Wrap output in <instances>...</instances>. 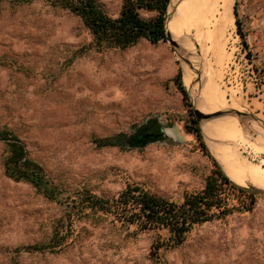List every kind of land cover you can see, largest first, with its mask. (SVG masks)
Masks as SVG:
<instances>
[{"label": "rangeland", "instance_id": "obj_1", "mask_svg": "<svg viewBox=\"0 0 264 264\" xmlns=\"http://www.w3.org/2000/svg\"><path fill=\"white\" fill-rule=\"evenodd\" d=\"M123 1L99 0L111 18ZM186 1L194 17L196 1ZM213 7L206 25L177 23L174 38L187 34L178 56L171 47L175 76L163 80L145 67L153 49L146 39L97 54L73 14L47 0H0V131L16 134L62 191L50 201L30 183L8 178V147L0 140V264H156L157 233L136 234L100 214L69 215L68 206L83 193L112 198L129 184L179 203L205 187L213 164L191 133L196 117L173 81L180 69L192 105L209 117L199 126L212 122L209 129L222 135L210 144L202 128L212 154L232 181L238 172L249 182L238 184L264 190V0H232L246 45L237 26L224 22L222 3ZM150 120L162 139L129 149L96 143L133 136ZM263 202L261 195L253 212L195 228L183 245L162 250V261L264 264V211L257 213ZM58 240L54 250H24Z\"/></svg>", "mask_w": 264, "mask_h": 264}, {"label": "trees", "instance_id": "obj_2", "mask_svg": "<svg viewBox=\"0 0 264 264\" xmlns=\"http://www.w3.org/2000/svg\"><path fill=\"white\" fill-rule=\"evenodd\" d=\"M51 6L67 11L78 17L92 37V47L97 54L111 50L125 51L146 39L152 45L168 41L166 13L171 0H124L118 18H111L99 0H47ZM141 12L154 14L144 18ZM236 15L238 33L241 23ZM183 100L193 114L190 95L183 81L181 69L173 80ZM191 133L195 134L204 156L210 159L213 170L200 191L186 192L181 203L151 193L143 186L129 184L112 198L83 193L68 206L69 215L73 210L80 215L100 214L112 218L128 228H135L136 234L154 232L158 240L151 248V257L156 264H164L162 250L183 245L188 235L197 227L208 222L226 220L234 214L251 213L264 192L254 187L238 185L226 174L220 162L211 153L197 120H193ZM164 136L157 120H150L138 132L129 136L119 135L98 139L99 148H134L158 141ZM0 140L8 147L4 161L5 175L16 182H27L50 201H59L62 191L51 181L44 168L30 157V152L16 134L0 131ZM162 232L166 233L162 237ZM62 242L48 246H30L26 252L54 250Z\"/></svg>", "mask_w": 264, "mask_h": 264}, {"label": "bare ground", "instance_id": "obj_3", "mask_svg": "<svg viewBox=\"0 0 264 264\" xmlns=\"http://www.w3.org/2000/svg\"><path fill=\"white\" fill-rule=\"evenodd\" d=\"M196 1V6L198 4L197 7L195 6V8H198L196 10L197 13H195V16L193 17L192 16V10L189 11L190 7L188 6L187 4V1L186 0H171V4H170V7H169V13L171 15L168 23H167V28L168 30L172 33L173 37H175V33H174V29H175V26L177 25V23H181L182 26L184 25H190L193 21H196V24H199V22H201L202 24L201 25H206V23H208V20L209 17L211 15H213V13L215 12L214 11V7H213V2H215V4H219V3H222V7H221V14H222V17H223V20L224 22H229V21H232L231 23L235 25V18H234V14L232 13L231 9L232 7H230V5L232 4V0H195ZM212 4V5H211ZM211 6V7H210ZM215 6V5H214ZM217 8V6H216ZM218 9V8H217ZM216 9V10H217ZM220 13V12H219ZM216 14V13H215ZM220 14V15H221ZM219 15V16H220ZM214 16V15H213ZM218 19V18H217ZM222 19V18H221ZM215 20V19H214ZM211 24V23H210ZM218 24V23H217ZM222 24V23H221ZM180 25V24H179ZM181 26V25H180ZM226 26V25H225ZM178 27V26H177ZM187 27V26H186ZM203 27V26H202ZM210 27V26H209ZM208 27V28H209ZM228 27V26H227ZM180 28V27H179ZM188 28V27H187ZM186 28V29H187ZM206 28V27H204ZM206 28V29H208ZM229 28V27H228ZM233 28V26H232ZM210 29V28H209ZM217 29V28H215ZM188 30V29H187ZM224 30V29H223ZM222 30V32H223ZM226 30V29H225ZM204 31V30H202ZM221 32V31H220ZM226 32V31H225ZM224 32V33H225ZM204 33V32H203ZM202 33V34H203ZM210 34V33H209ZM221 34V33H220ZM177 35V34H176ZM208 35V34H207ZM224 35V34H223ZM199 36V35H198ZM209 36V35H208ZM225 36V35H224ZM207 37V36H206ZM221 38V37H220ZM176 41V40H175ZM202 42V41H201ZM189 89V88H188ZM212 123V122H211ZM210 124H203V127L206 131L205 135L208 139V141L210 142V144H215L217 142V139L218 138H221L222 135H220V131H219V135L218 134H214V132L212 131V129H209L210 128ZM209 125V126H208ZM207 127V129H206ZM215 129V128H214ZM216 130V129H215ZM225 137V135H223ZM227 136V135H226ZM221 140V139H219ZM218 144V143H217ZM212 146V145H210ZM219 146V145H218ZM211 148V147H210ZM219 150V149H218ZM219 155L221 157H223L224 155L221 153V150H219ZM228 151V150H226ZM225 153V152H224ZM230 155V154H229ZM226 156V155H225ZM235 165V164H234ZM238 165V164H237ZM264 172V171H263ZM232 176H233V179H235L238 183H241V184H249V182L247 181V179L245 178V176H243V174L241 173H238V172H232L230 173Z\"/></svg>", "mask_w": 264, "mask_h": 264}, {"label": "crops", "instance_id": "obj_4", "mask_svg": "<svg viewBox=\"0 0 264 264\" xmlns=\"http://www.w3.org/2000/svg\"><path fill=\"white\" fill-rule=\"evenodd\" d=\"M169 31V30H168ZM171 37L177 42L183 41V38L187 33H183L181 39H175L172 33L169 31ZM169 42H161L157 45H151L153 49H149L150 52V62H145V67L154 73L157 78H161L163 80H167L173 78L178 70L177 62L175 56L171 55V45ZM177 54V52H173V55ZM178 56V54H177ZM221 145V144H219ZM212 153V152H211ZM236 183V182H235ZM238 184V183H237ZM241 186V184H238ZM245 187V186H243ZM264 203V202H263ZM264 211V204H260L257 209V213H262Z\"/></svg>", "mask_w": 264, "mask_h": 264}, {"label": "water", "instance_id": "obj_5", "mask_svg": "<svg viewBox=\"0 0 264 264\" xmlns=\"http://www.w3.org/2000/svg\"><path fill=\"white\" fill-rule=\"evenodd\" d=\"M170 4H171V1H170V3H169L168 9H167V13H166V30H167V32H168V34H169V36H168V41H167V42H169V44H170V45L176 50V52H179V51L181 50V46H180L179 42L175 41V40L171 37V35H170L169 31H168V28H167V23H168V21H169V19H170V17H171V15H170V13H169V7H170ZM186 89H187V88H186ZM187 91H188V90H187ZM190 99H191V98H190ZM193 110H194V115H195V117H196V120H197V122H198L200 125H201V123H202L203 121L209 119V117H207L206 114H204L203 112H201V111L198 110V109H195L194 106H193ZM200 127H201V126H200ZM201 129H202V127H201ZM202 132H203V131H202ZM203 135H204V133H203ZM255 188H256V187H255ZM256 189H258V188H256ZM258 190H261V189H258ZM261 191L264 192V190H261Z\"/></svg>", "mask_w": 264, "mask_h": 264}]
</instances>
